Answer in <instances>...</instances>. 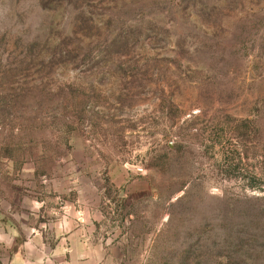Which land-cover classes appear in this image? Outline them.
Listing matches in <instances>:
<instances>
[{"label": "rangeland", "instance_id": "374dc122", "mask_svg": "<svg viewBox=\"0 0 264 264\" xmlns=\"http://www.w3.org/2000/svg\"><path fill=\"white\" fill-rule=\"evenodd\" d=\"M73 230L264 264V0H0V264Z\"/></svg>", "mask_w": 264, "mask_h": 264}, {"label": "crops", "instance_id": "0c3cea01", "mask_svg": "<svg viewBox=\"0 0 264 264\" xmlns=\"http://www.w3.org/2000/svg\"><path fill=\"white\" fill-rule=\"evenodd\" d=\"M78 235L67 231L54 247L33 237L12 254L9 264H111L106 246Z\"/></svg>", "mask_w": 264, "mask_h": 264}]
</instances>
